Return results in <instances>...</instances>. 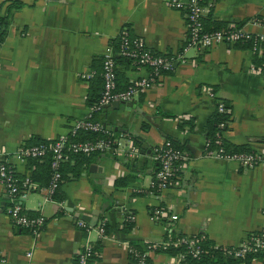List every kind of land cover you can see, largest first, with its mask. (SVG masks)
I'll use <instances>...</instances> for the list:
<instances>
[{
	"label": "crops",
	"instance_id": "0c3cea01",
	"mask_svg": "<svg viewBox=\"0 0 264 264\" xmlns=\"http://www.w3.org/2000/svg\"><path fill=\"white\" fill-rule=\"evenodd\" d=\"M169 2L0 0V150L15 174L30 177L34 168L12 158L18 147L67 135L73 122L87 114L91 79L81 75L100 71L102 53L113 50L120 30L156 54L181 50L184 9ZM205 14L220 28L264 33L258 23L264 18V0H215ZM183 55V63L135 93L127 110L96 112L107 129L123 134L116 154L91 159L89 164L101 168L96 172L101 178L89 175V164L75 176L66 172L51 200H44L45 185L30 179L23 207L29 215L44 216L37 234L12 223L0 185V264H75L86 242L97 248L88 264H130V243L159 242L166 236L170 222L154 220V208L177 215L171 222L176 233L200 236L215 246H236L249 234L264 232V58L247 46L227 44L188 48ZM115 63L116 80L123 84L148 77L145 67ZM216 100L228 108L219 142L249 148L260 163L246 168L203 155ZM167 139L181 147L185 159L173 187L151 193L157 167L152 148ZM141 144L143 153L125 157L128 146L140 151ZM127 215L133 220L124 230ZM100 223L102 236L96 231ZM169 254L152 252L149 264H167ZM244 264L262 263L252 257Z\"/></svg>",
	"mask_w": 264,
	"mask_h": 264
},
{
	"label": "built area",
	"instance_id": "2783aa9c",
	"mask_svg": "<svg viewBox=\"0 0 264 264\" xmlns=\"http://www.w3.org/2000/svg\"><path fill=\"white\" fill-rule=\"evenodd\" d=\"M214 0H170L169 5L184 9L185 43L179 52L173 54H156L150 51L144 45L140 38L131 37L125 29L118 33V45L116 54L120 55L130 64L145 67L149 70L147 78H139L129 83L124 89L116 88L115 61L113 50L107 48L101 56V66L99 75L101 77V90L96 105L88 109L87 114L71 125L68 134L56 137L51 142H37L28 146L18 147L12 154V158L19 162H25L28 159H37L49 155L50 176L48 183L44 187V200H51L52 196L59 186L62 178L59 170L60 163L63 161L65 152L70 151L77 154H88L92 152L106 153L114 155L120 150L123 134L117 135L108 133L103 139L69 141L68 136H74L78 130L103 131L108 130L100 121L89 120L90 114L94 110L103 108L112 101L131 100L132 96L139 90H143L152 85V83L163 72L171 71L178 63L185 61L183 52L188 48L197 51L204 50L214 44L232 45L237 42H248L249 49L264 56V33H252L241 28L226 27L211 31H203L201 20L206 10L212 6ZM260 23V21H258ZM261 24V23H260ZM263 25V24H262ZM264 26V25H263ZM2 24L0 20V38ZM94 71H89L81 75L84 79H91ZM211 97L213 93L207 92ZM217 110H222V104H217ZM217 143H220L217 140ZM138 147L128 146L124 151L125 157L135 159L139 154ZM203 155L212 159L233 161L242 167H252L262 161L258 154L253 152H228L220 144L215 148L209 147V141L205 139L203 145ZM8 157L0 150V185L3 187L8 198V205L5 212L12 223L20 229L27 230L31 234H37L44 226V216L29 215L24 207L23 201L28 194L33 182L27 176H16L13 167L8 162ZM151 158L156 162V170L150 181V192L158 193L167 188L173 187L178 168L182 160L185 159L183 151L173 145L169 140L162 141L161 144L152 148ZM155 190V192H153ZM154 220L166 218L170 223L177 219L176 214L167 215L163 209L154 208L151 212ZM126 219L133 220L132 215H127ZM167 223L166 236L159 242H147L143 251L134 247L128 248L130 264H149V255L152 252H166L169 246L183 245L184 250L169 254L167 264H184L185 256L190 258H199L201 254L200 240L198 236H172V223ZM76 224L88 231L81 221ZM96 231L99 236L104 232V224L100 223ZM91 244L86 242L79 251L76 252L75 264H88V258L91 254ZM225 253L233 258H244L248 254L264 253V232H254L249 234L243 241L236 246H223ZM168 252V251H167ZM264 264V261H261Z\"/></svg>",
	"mask_w": 264,
	"mask_h": 264
},
{
	"label": "trees",
	"instance_id": "16d2710c",
	"mask_svg": "<svg viewBox=\"0 0 264 264\" xmlns=\"http://www.w3.org/2000/svg\"><path fill=\"white\" fill-rule=\"evenodd\" d=\"M215 1V0H214ZM1 24H2V19ZM258 21H260L261 24L264 25V18H258ZM202 24V30L203 31H211V30H216V29H223L220 28V25L218 24H212L208 19H207V14H204L201 20ZM115 45L113 43V58L115 62H121V63H129L128 60H125L122 58L120 55L116 54V49L118 45V37L116 38ZM232 45H239V46H247L249 48V43L248 42H237ZM260 58H264V56L260 55ZM100 72V71H99ZM99 72H96L94 76L91 78L88 86V91L86 94V105L88 108L96 105L97 100L99 98V92L101 90V77L99 75ZM116 79V78H115ZM118 80V79H117ZM116 80V88L117 89H124L129 83L123 84L121 81ZM221 103L222 104V110L218 111L217 110V104ZM102 108H99L98 110H94L91 112L89 120L91 121H98L95 117L96 112L100 111ZM228 119V108L224 104L223 101L221 100H216L215 102V110L213 114L210 116L206 123V139L209 141V147L210 148H215L219 144L220 146L223 147L224 150L228 152H253L249 148L245 146H229V145H224L222 141L220 143H217V140H219V133L222 130L223 127H225L226 121ZM147 129L145 125H142V130ZM117 135V131H112L110 129L106 130L105 132L103 131H89V130H78L74 136H68L69 141H84V140H94V139H103L108 136V133ZM119 134V133H118ZM168 140V139H167ZM173 145L176 147L180 148L177 146L172 140H169ZM37 142H50V141H43L39 140ZM35 142V143H37ZM136 142V141H135ZM33 143V144H35ZM138 143L136 142V145ZM32 145V144H29ZM28 146V145H26ZM182 150V149H181ZM108 155L106 153H98V152H92L88 154H77V153H72L70 151L65 152V156L63 161L60 163V173H61V178L63 179L64 176L66 175V172H69L72 175H77L82 171L84 167H86L91 159L94 156H99V155ZM28 164L29 165H34L33 171L30 174V179L33 181H39L42 185H46L49 180L50 176V168H49V155L46 154L45 156L37 159H28ZM39 161L40 163L37 164ZM35 174H38V177L35 176ZM16 176H18L16 174ZM177 176V173H176ZM40 177V178H39ZM176 180V178H175ZM121 184V182H120ZM151 190V189H150ZM155 192V190H153ZM55 196V195H54ZM131 227V221L125 219L124 222V230H128ZM172 236H182L180 233H176L174 230L170 232ZM200 240V248H201V254L199 258H190L188 255L185 256V263L184 264H244L247 263L252 257H258L261 261H264V253L263 252H258L254 255L248 254L244 258L238 259V258H233L225 253V250L223 249V245L215 246L213 243L208 242L207 240L202 239V237L198 236ZM134 248L143 251L145 248L146 244L139 245L135 244L134 242L130 243ZM91 254L88 258V262L94 260L97 255V248L95 245L91 244ZM144 246V247H143ZM184 250L183 245H178V246H169L167 248V251L169 253H176L179 251ZM131 262V260H130ZM149 262V260H148Z\"/></svg>",
	"mask_w": 264,
	"mask_h": 264
},
{
	"label": "water",
	"instance_id": "95a60500",
	"mask_svg": "<svg viewBox=\"0 0 264 264\" xmlns=\"http://www.w3.org/2000/svg\"><path fill=\"white\" fill-rule=\"evenodd\" d=\"M119 106H123L127 110L131 106V104L125 101H112L109 104L103 106V108H106L107 110H117ZM144 146H145L144 144H141V148L138 154L143 153ZM100 171L101 168L96 166V164H89L87 167V172L93 178H101L102 175L96 173V172L100 173Z\"/></svg>",
	"mask_w": 264,
	"mask_h": 264
}]
</instances>
